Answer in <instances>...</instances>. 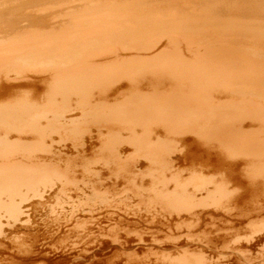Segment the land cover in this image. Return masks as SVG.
<instances>
[{
	"label": "bare ground",
	"instance_id": "obj_1",
	"mask_svg": "<svg viewBox=\"0 0 264 264\" xmlns=\"http://www.w3.org/2000/svg\"><path fill=\"white\" fill-rule=\"evenodd\" d=\"M0 237L30 246L8 264H264V0H0Z\"/></svg>",
	"mask_w": 264,
	"mask_h": 264
},
{
	"label": "rangeland",
	"instance_id": "obj_2",
	"mask_svg": "<svg viewBox=\"0 0 264 264\" xmlns=\"http://www.w3.org/2000/svg\"><path fill=\"white\" fill-rule=\"evenodd\" d=\"M26 12H27V11H26ZM257 122H258V125H259L260 122H259V121H257ZM256 124H257V123H256ZM256 124H255V125H256ZM258 125H257V126H258ZM259 126H260V125H259ZM183 173L185 174V173H187V172H183ZM185 175H186V174H185ZM214 176H215V174L212 176L213 179L216 178V177H214ZM217 176H219V175H217ZM219 177H220V178H219ZM219 177H217V178H216L217 180L215 179V181H219V180L221 181V176H219ZM218 178H219V179H218ZM213 179H212V180H213ZM215 181L213 180V182H215ZM216 183H217V182H216ZM235 191H236V190H235ZM237 192H238V190H237ZM235 194H237V193L235 192ZM233 195H234V194H233ZM230 208H232L231 211H230L231 213H233V212L235 213V212H236V209H234V207L231 206ZM230 208H228V209L230 210ZM233 210H234V211H233ZM50 215H51V217H50ZM217 215H221V214H216L215 216H217ZM46 216H47V217H45V218H46V219L48 218V220H47V221L45 220L44 222H49V219L52 218L53 214H52V213H49V215H46ZM49 217H50V218H49ZM45 218H44V219H45ZM36 221H37V220H36ZM37 222H39V221H37ZM221 224H222V223H220V221H219V223H218V221L215 220V222L213 223V226H215V227H213L212 225H209V226L206 228L205 232H203V234H204V235L206 234L207 236H204L203 234H202L201 236H202V237H203V236H204V237H208L210 231H211V233H213V232H215V230H216V232H217V230L220 231V229L223 228V227H224L223 229H225V228H226V225H224V223H223L222 225H221ZM221 226H222V227H221ZM43 227H44V228H43ZM210 227H211V228L213 227V229H211ZM216 227H217V228H216ZM39 228H40V229H39ZM39 228L36 229L38 232H35L36 230H31V231H29L30 236H28V237H29L28 239H30V242H31L32 240L34 241V242L32 241L31 243L29 242V240L27 239V237H23L24 234H21L20 232H18L17 229L12 228L13 230H8V229H7L6 231H7V232L9 231L10 233H12L14 237L17 236V238L20 237L19 234H21V237H22V238H21V237H20V238H21L22 240L25 238L24 240L27 241V242H25L27 245L30 244V246H31V244H33V245L35 244V246H33V245L31 246L32 249H31L30 246H29L30 250L32 251V250H34V249H36V248L39 247V246H36V245L38 244V243H37L38 239L40 240L41 238H43L42 236L39 237V235H41V233L43 234V236L46 235V234H45V231H46V230L48 231V232L46 231V233H47V234L49 233V228H48V227H46V226H44V225H40ZM45 228H46V229H45ZM209 229H210V230H209ZM223 229L221 230V232H223ZM207 230H208V231H207ZM14 231H15V232H14ZM212 231H213V232H212ZM16 232H18L19 234H17ZM31 232H32V235H31ZM15 233H16V234H15ZM14 234H15L16 236H15ZM33 234H34V235H33ZM37 234H38V236H37ZM49 234H50V233H49ZM49 234L47 235V237L49 236ZM199 234H201V233H199ZM25 236H26V235H25ZM36 236H37V238H36ZM44 237H46V236H44ZM199 237H200V236H199ZM202 237H200V238H201V239H204V237H203V238H202ZM20 238L18 239L19 242H18V240L15 238V240H17L16 242L19 243V245H18L17 243H15V242L10 243L9 240H8V241H3V240H1V239H2L1 237H0V241H3V242H0V243L3 244L4 246L9 247V248H15V247H17V249H16V248H15V249L18 251L21 247H23L22 244L20 245L21 242H23V244H24L26 247H28V246L24 243V240L21 241ZM10 241H11V242L13 241V237H12V239H11ZM20 241H21V242H20ZM52 241H53L52 243H54V244L57 243V242H56V239H53ZM64 241H65V240H63V242H64ZM67 241H68V240H67ZM67 241H65L64 243H67V244H68ZM63 242H62V241H61V242L58 241L59 246H60V245H64ZM8 243H10V244H8ZM14 243H15V246H13ZM28 243H29V244H28ZM16 244H17V246H16ZM54 244H53V245H54ZM57 245H58V244H57ZM57 245L55 244L56 247H57ZM65 245H66V244H65ZM19 246H20V247H19ZM18 247H19V249H18ZM26 247L21 248V249H23V250L25 249L24 252H23V253H24V256H26V255H25V251H26V249H27ZM29 248L27 249L28 251H29ZM15 249H13V250H15ZM2 250H3V248L0 249V264H8L7 262H9L8 260H9V258H11V257H14L15 259H17V257H16V256H13V254L9 253L8 250H6V251H5V250L2 251ZM23 250H21V251H23ZM19 251H20V250H19ZM28 251H27V252H28ZM14 252L17 253L16 251H14ZM29 252H30V251H29ZM29 252H28V253H29ZM20 253H22V252H20ZM20 253H19V254H20ZM23 253H22V254H23ZM28 253H27V255H28ZM60 254H61L60 252H59V253H55V255H52V256L49 257V259H47V260H45V259H41V258H33V257H25V258H30V259L33 258V259L31 260L32 264H39V262H40V264H43V262H45V264H50V263H51V264H55V262H57V261L59 260V259H58V256H59ZM8 255H9V256H8ZM20 256H23V255H20ZM54 256H55V257H54ZM52 258H53V259H52ZM3 261H4V262H3ZM6 261H7V262H6ZM36 261H37V262H36ZM41 261H42V262H41ZM33 262H35V263H33ZM46 262H47V263H46ZM48 262H49V263H48ZM53 262H54V263H53Z\"/></svg>",
	"mask_w": 264,
	"mask_h": 264
}]
</instances>
